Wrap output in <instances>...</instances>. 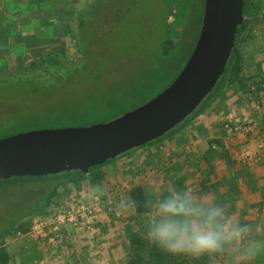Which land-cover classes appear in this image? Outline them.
I'll use <instances>...</instances> for the list:
<instances>
[{
	"label": "rangeland",
	"instance_id": "374dc122",
	"mask_svg": "<svg viewBox=\"0 0 264 264\" xmlns=\"http://www.w3.org/2000/svg\"><path fill=\"white\" fill-rule=\"evenodd\" d=\"M203 5L204 0H0V139L27 131L105 123L147 103L174 81L187 62L200 28ZM251 5L244 16L245 28L235 41L241 57V78L210 94L208 106L215 105L217 111L228 110L227 98L232 93L239 92L246 106L257 105L261 96L258 90L264 84V0H251ZM182 9L184 14L176 18L174 14ZM208 99L146 147L172 139L181 130L190 137L191 130L186 126L207 115L203 108ZM258 105L262 107L260 101ZM142 150L143 147L97 167L102 179L88 175L66 183L76 177L68 172L44 179L0 181V249L6 251L10 262L16 257L12 264H23L17 255L23 248H41L43 240L32 241L27 236L34 221L81 203H99L98 219L91 230L67 225L61 233L66 236L77 231L75 243L79 248L82 238L78 232L93 234L102 226L103 216L108 215L114 230V237H110L117 242L118 227L123 228L125 243L119 249L111 246L108 260L101 264H129L135 257L131 245L135 233L148 240L146 230L152 208L148 214L134 218L127 211L123 223L117 207L107 200L108 195L110 198L121 191L108 176L119 175L125 169L124 162ZM179 180V188L184 187L183 179ZM97 184L104 189L99 199L89 195L90 188ZM53 189L55 194H50ZM165 189L150 191L154 201ZM114 199L116 203L122 201ZM19 224H28L27 231L22 232ZM61 241L64 253L71 252L72 244L66 246L67 242ZM74 260L84 264L76 255ZM35 263L32 260L26 264ZM208 264H264V255L244 261L238 249L233 248L208 256Z\"/></svg>",
	"mask_w": 264,
	"mask_h": 264
},
{
	"label": "crops",
	"instance_id": "0c3cea01",
	"mask_svg": "<svg viewBox=\"0 0 264 264\" xmlns=\"http://www.w3.org/2000/svg\"><path fill=\"white\" fill-rule=\"evenodd\" d=\"M258 91L261 96L256 102L257 105L246 106L239 92L235 95L232 93L227 98L230 101L227 111L220 108L217 111L215 105H210L205 108L204 112L207 115L204 114L202 120L194 119L187 124L186 128L191 130L190 137L181 130L174 134L172 139L159 142L150 149L146 145L143 146L140 154L134 153L131 161L128 159L124 162V171H120L116 177L114 173L108 176L110 180L113 178L110 183L113 185L118 183L116 187L119 191L121 190L116 195H110V198L108 195L107 200H111L109 203H113L116 208L121 201L116 203L114 196L122 201L126 200L129 190L139 186L151 204L154 202L151 190L160 192L164 188L168 189L172 187V184L177 185L182 178L184 187L179 188L178 184L179 189L190 188L196 195L226 206L228 214L233 219L239 221L241 225L253 227L254 230L249 239L264 240V150L259 157L250 162L238 161L236 152L244 149L245 144L237 135L238 133L228 134L222 127L224 117L230 114L241 119L248 118L254 123L248 135L256 137L257 133L264 128V84L259 85ZM255 96L256 101L257 94ZM259 101L262 107L258 105ZM130 153L127 152V154ZM162 185L165 186L162 188ZM155 197L157 199L159 195ZM117 211L119 220L122 219L125 223L127 211L118 209ZM128 211L132 213L131 208ZM107 217L108 215L103 216V219ZM110 218L102 220V226L93 234L79 231V238H82L79 248L75 243V234H77L75 231L72 235L67 233L66 236L62 233L57 236L48 235L43 239L41 248L30 249V251L23 248L17 255L21 256L23 264L30 263L32 260H36L35 264H79L74 260L75 255L82 259L84 264L86 261L88 264H101L108 260L111 246L119 249L125 243L122 236L123 228L118 227L117 242L110 237L114 235ZM257 228L260 230L256 231ZM116 230L117 228L115 232ZM61 239L67 242L66 246L72 244L71 252L64 253V247L58 242ZM262 254L264 255V252ZM12 262H16V257L12 258L10 264Z\"/></svg>",
	"mask_w": 264,
	"mask_h": 264
},
{
	"label": "water",
	"instance_id": "95a60500",
	"mask_svg": "<svg viewBox=\"0 0 264 264\" xmlns=\"http://www.w3.org/2000/svg\"><path fill=\"white\" fill-rule=\"evenodd\" d=\"M244 0H204L199 37L174 81L147 103L90 126L42 129L0 139V181L45 178L105 164L161 138L211 93L243 24Z\"/></svg>",
	"mask_w": 264,
	"mask_h": 264
},
{
	"label": "clouds",
	"instance_id": "9594fccd",
	"mask_svg": "<svg viewBox=\"0 0 264 264\" xmlns=\"http://www.w3.org/2000/svg\"><path fill=\"white\" fill-rule=\"evenodd\" d=\"M89 195L99 199L104 189L97 184ZM136 206L137 202L128 197L117 209L126 212ZM151 208L146 237L168 255L199 259L237 248L240 259L249 261L264 252V241L249 239L252 226L241 225L228 214L226 206L198 196L190 188L166 189Z\"/></svg>",
	"mask_w": 264,
	"mask_h": 264
},
{
	"label": "trees",
	"instance_id": "16d2710c",
	"mask_svg": "<svg viewBox=\"0 0 264 264\" xmlns=\"http://www.w3.org/2000/svg\"><path fill=\"white\" fill-rule=\"evenodd\" d=\"M203 8H204V5H203ZM251 8H252L251 0H244L243 16H245L247 13H249ZM181 14H184V9L179 11L178 14H174V15L176 16V18H178L179 16H181ZM202 19H203V14L201 15L200 28H199L198 34L195 38V43H196V41L199 37V34H200ZM245 24L246 23L243 22V24L238 27L237 33H236L235 39H234V46H233V49L231 51V55L229 57L227 65L225 67V72L220 77V79L218 80L217 84L215 85L214 89L211 91L210 94L214 93V90H216V89L220 90L221 87L231 86L232 83L238 82L240 80L241 72H242L241 57L235 49V41H236L238 34L245 28ZM195 43L192 47L191 52L194 49ZM46 61L50 62L49 59H47V58H46ZM50 63H52V62H50ZM210 94L205 99L210 98L209 97V96H211ZM205 104H204L205 107L203 109H205L210 104V100L209 99L206 100ZM121 114H123V113H121ZM121 114H119V116ZM116 117H118V115L115 116L114 118H116ZM114 118H112V119H114ZM226 118L227 117H224L223 123L226 121ZM111 120L109 119V120H107V122L111 121ZM261 131H262V129H261ZM1 139H3V138H1ZM156 140H158V139H156ZM96 168L97 167H93V168L89 169L88 173L85 175H83L79 171L69 172V173H73L74 175H76V177L72 180L67 181L66 183H72L74 181L81 180L88 175H94L95 177L98 176L99 179H102L103 175L101 173H98L99 171H96ZM66 173H68V172H66ZM50 177H52V176H50ZM47 178H49V177H47ZM35 179H37V177ZM38 179H44V178H38ZM50 194H55V190L53 189V191ZM128 197H131L132 200L137 202L136 208L134 210L131 209L132 210L131 214H133V216H132L133 218L136 216L146 215L150 212L151 204L147 199V195L145 194V192L142 190L141 187H139V186L132 187L129 190ZM19 226H20V224H19ZM29 227H30V225H29ZM19 228L22 232H26L28 229V224L26 226L22 225ZM5 233L6 232H4V234ZM131 245L133 246L135 257L130 260L129 264H208V256H204V257H201L199 259H193V258L187 259V257H185V256L168 255V254L162 252L155 245H153L149 240H147V241L145 239L142 240V237L140 236L139 232L135 233L134 238L131 241ZM0 264H10L9 256L7 255L6 251H4L3 249H0Z\"/></svg>",
	"mask_w": 264,
	"mask_h": 264
},
{
	"label": "built area",
	"instance_id": "2783aa9c",
	"mask_svg": "<svg viewBox=\"0 0 264 264\" xmlns=\"http://www.w3.org/2000/svg\"><path fill=\"white\" fill-rule=\"evenodd\" d=\"M254 127L248 118L230 114L224 122L223 129L228 134L238 133L241 137L245 148L236 152V157L240 162H250L264 150V128L261 134L256 137L248 135ZM99 203L84 205L83 203L76 207H70L68 210L57 211L51 214L45 220H36L30 226L27 236L30 240L39 241L45 239L48 235H59L67 225H82L83 228L91 230L93 224L98 219Z\"/></svg>",
	"mask_w": 264,
	"mask_h": 264
}]
</instances>
